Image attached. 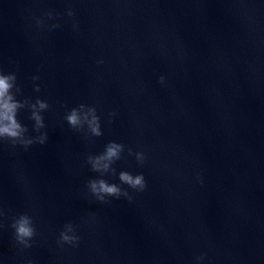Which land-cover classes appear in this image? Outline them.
Here are the masks:
<instances>
[{
	"label": "water",
	"instance_id": "water-1",
	"mask_svg": "<svg viewBox=\"0 0 264 264\" xmlns=\"http://www.w3.org/2000/svg\"><path fill=\"white\" fill-rule=\"evenodd\" d=\"M0 70L16 72L18 100L50 105L45 144L0 142V264H264V0H0ZM81 103L100 137L64 120ZM109 141L125 146L117 176L145 177L143 192L121 185L131 202L85 187ZM21 213L27 249L10 227ZM69 222L79 243L60 246Z\"/></svg>",
	"mask_w": 264,
	"mask_h": 264
},
{
	"label": "clouds",
	"instance_id": "clouds-1",
	"mask_svg": "<svg viewBox=\"0 0 264 264\" xmlns=\"http://www.w3.org/2000/svg\"><path fill=\"white\" fill-rule=\"evenodd\" d=\"M75 12L71 8L67 10L68 17H74ZM45 16L48 20L59 18V14H55L52 11H47ZM36 25L42 27L44 20L36 18ZM75 23L73 27H75ZM53 28L59 27L58 24L52 25ZM97 63H103V61H97ZM33 83V90L40 92V86L35 83L39 80L38 75L31 77ZM165 77H159V83L164 84ZM22 94V88L17 82L16 72L5 73L0 70V142H7L12 148L17 146L23 147L27 150L33 144L43 145L48 139L47 132H42L41 129L46 127L44 122L43 112L50 108L49 103L46 100L37 97L33 102L30 98L18 100L17 96ZM62 107H67L62 104ZM21 109H27L30 112L28 119L33 121L32 131L37 133L35 136H29V128L27 125L21 123L18 119V114ZM110 116L116 114L110 113ZM64 120L68 123L71 129L82 132L85 136L100 137L103 135L101 130V118L97 114V108L86 104H79L68 110L64 116ZM113 121H109L112 123ZM125 151V146L122 143L115 141H109L104 148V151L97 155H88L86 163L90 165V169L93 172L99 174L98 178L89 179L86 182L85 187L88 192L97 202L108 203L109 198L119 199L121 197L126 198L129 202L132 200V196L129 191L122 188L121 185H127L128 188L136 192H143L146 187L145 177L142 173L132 174L129 171L121 170L117 176V170L113 165L116 161L122 159V153ZM129 156H135L138 164L145 162V154L142 151L134 152L132 148L127 149ZM105 174H111L117 176L120 184L109 183L103 177ZM5 214L3 209H0V217ZM2 227V225H0ZM10 227L13 229V237L17 245L22 246V249L32 247L31 241L35 237L36 227L33 218L28 213H21L12 217ZM76 226L71 222L66 223L63 230L59 234L57 244L63 246L68 244L71 246H77L79 243V237L75 234ZM206 254H201L197 257L198 261L205 258ZM31 264V262H29Z\"/></svg>",
	"mask_w": 264,
	"mask_h": 264
}]
</instances>
